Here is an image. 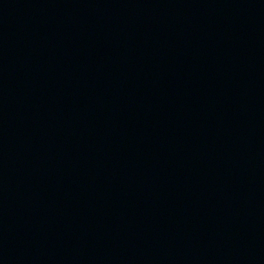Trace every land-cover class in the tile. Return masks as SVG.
Listing matches in <instances>:
<instances>
[{
  "label": "water",
  "instance_id": "obj_1",
  "mask_svg": "<svg viewBox=\"0 0 264 264\" xmlns=\"http://www.w3.org/2000/svg\"><path fill=\"white\" fill-rule=\"evenodd\" d=\"M178 81L264 171V0H75Z\"/></svg>",
  "mask_w": 264,
  "mask_h": 264
}]
</instances>
